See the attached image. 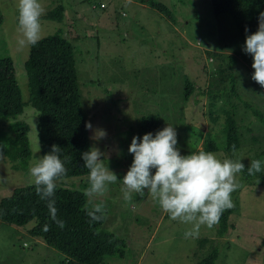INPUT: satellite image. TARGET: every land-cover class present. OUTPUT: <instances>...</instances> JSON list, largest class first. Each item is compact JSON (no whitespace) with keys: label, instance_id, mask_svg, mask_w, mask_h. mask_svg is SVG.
<instances>
[{"label":"rangeland","instance_id":"374dc122","mask_svg":"<svg viewBox=\"0 0 264 264\" xmlns=\"http://www.w3.org/2000/svg\"><path fill=\"white\" fill-rule=\"evenodd\" d=\"M57 1L65 7L66 17L60 22L44 17ZM142 1L40 0L45 8L41 37L60 32L71 38L80 102L85 121L92 125L88 130L90 145L105 154L101 159L118 177L103 197L92 201L105 204L104 226L127 242L125 255L111 256L105 264H194L210 243L219 248L216 264H264V181L252 179L249 183L239 174L241 188L232 194L238 205L230 216L234 225L222 236L215 227L202 226L197 237L186 239L184 233L191 226L170 220L147 191L144 196L133 193L130 201L123 199L120 180L133 160L128 152L132 137L143 136L141 116L157 114L162 129L167 124L176 127V147L182 155L202 147V139L192 146L188 144L192 143L191 136L186 143L180 140L181 135H189L190 124L203 132L222 127V115L212 122L209 99L199 92L207 89L215 76L229 71L226 60L234 66V72L242 74L239 87L244 97L264 110V87L251 79L253 59L243 51L245 39L229 13L214 15L210 0H157L173 12L172 22ZM101 2L105 9L100 8ZM17 5L18 0H0V57L8 54L13 59L23 98L28 101L23 64L29 46L21 50L17 45L21 38ZM185 80L194 82L195 88L183 101ZM32 109L28 102L19 115L30 124L29 166L43 156ZM215 109L218 113L219 106ZM179 111L186 126L177 121ZM14 119L2 120L1 124L6 128ZM246 123L249 128L242 130L240 148L231 158L241 159L244 165L264 148V123L256 117H249ZM97 130L106 132V137L94 140ZM214 153L221 159L228 158L222 150ZM27 173L28 169H15L0 150V177L5 178L0 180V197L15 186L29 183ZM66 179L76 184L84 180L89 185V175ZM31 224L17 226L0 221V264H58L59 251L42 246L40 238L26 233Z\"/></svg>","mask_w":264,"mask_h":264},{"label":"trees","instance_id":"16d2710c","mask_svg":"<svg viewBox=\"0 0 264 264\" xmlns=\"http://www.w3.org/2000/svg\"><path fill=\"white\" fill-rule=\"evenodd\" d=\"M210 1L213 14L218 16L229 13L244 39L257 31L259 14L264 12V0ZM58 2L46 12L45 18L60 22L66 17L64 5ZM142 2L174 21L173 12L164 3L157 0ZM101 4L104 3L99 4L100 8L105 9L106 5ZM2 21L3 15L0 11V25ZM70 36L77 38L73 33ZM231 59L233 60L232 57ZM228 62L229 60H226L225 67L229 71L215 76L208 88L199 92L209 99L210 120L214 122L222 115V127L219 131L203 132L190 124L189 135H181L180 140L186 143L185 139L191 136L192 143L188 144L192 146L202 139V147L196 152L222 150L228 154V158H233V146L235 151L240 148L244 135L242 130L249 128L246 121L249 117H256L264 123V110L256 108L244 97L239 87L242 74L234 72V66ZM23 68L29 88L28 101L23 98L13 59L8 54L0 57V150L14 163L15 169H28L31 159L28 137L30 124L27 120L23 121L20 114L29 102L37 113L32 109L33 120L38 126L42 155L49 153L55 144L61 148V159L65 156L69 158L65 162L67 174L57 182L53 197L58 210L57 218L64 221L65 226L61 229L50 219L47 201L41 200L34 185L29 183L15 186L10 193L0 197V221L17 226H26L32 221L26 233L40 238L42 246L46 244L59 251L61 254L58 264H105L111 256L123 257L127 245L125 237L104 226L105 220L92 222L86 214V207L91 208L89 198L84 194L88 183L80 180L76 184L66 179L89 175V170L83 166L81 155L91 148L80 102L71 38L63 36L60 32L41 37L35 46H29ZM194 88V82L185 80L183 101ZM217 105L218 113L215 109ZM8 118H15V121L9 122L5 128L1 121ZM177 121L180 125H187L183 122L181 111ZM139 122L143 135L149 132L155 135L157 131L162 130L157 114L143 115ZM251 158L264 161V148L254 153ZM249 166L250 163L245 165L242 172L244 180L249 183H253L252 179L264 181V168L260 173L250 176L247 172ZM233 200L234 207L226 210L219 223L214 226L218 236L225 235L228 228L234 225L230 222V216L236 212L238 205L236 198ZM46 224L50 226L48 231L43 230ZM37 241L39 243V240L35 242ZM218 249L215 243H210L207 252L194 264H216Z\"/></svg>","mask_w":264,"mask_h":264},{"label":"clouds","instance_id":"9594fccd","mask_svg":"<svg viewBox=\"0 0 264 264\" xmlns=\"http://www.w3.org/2000/svg\"><path fill=\"white\" fill-rule=\"evenodd\" d=\"M17 11L18 31L21 34L17 41L19 49L35 46L41 39V17L45 8L40 0H18ZM243 51L253 59L251 79L264 87V12L259 14L257 31L246 36ZM85 128L91 130V123L86 122ZM105 137L106 132L97 130L93 139ZM176 145V127L168 124L155 135L149 132L142 137L133 136L128 148L133 160L120 180L123 184L121 191L125 201H130L133 193L144 196L147 191L170 220L191 226L184 233L186 239L195 238L202 226L213 228L223 213L234 207L232 194L241 188L238 176L245 170V165L241 159H221L212 151L201 150L182 155ZM60 154L61 148L52 145L49 153L31 163L27 176L40 199L47 201L50 219L62 229L65 224L57 218L58 210L53 197L57 182L67 174L65 162L69 158L65 156L61 159ZM104 155L95 146L81 155L83 166L89 170V186L84 192L89 203L103 197L109 185L118 181L117 175L101 159ZM262 168L264 161L253 159L247 168L248 175L260 173ZM0 180L5 178L0 177ZM86 214L92 222L105 220V204L92 203L90 209L86 207ZM49 229V225H44V231Z\"/></svg>","mask_w":264,"mask_h":264},{"label":"built area","instance_id":"2783aa9c","mask_svg":"<svg viewBox=\"0 0 264 264\" xmlns=\"http://www.w3.org/2000/svg\"><path fill=\"white\" fill-rule=\"evenodd\" d=\"M101 6H104V4H101Z\"/></svg>","mask_w":264,"mask_h":264}]
</instances>
